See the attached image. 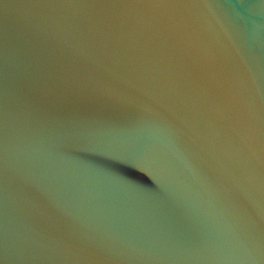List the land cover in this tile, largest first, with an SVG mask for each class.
Listing matches in <instances>:
<instances>
[{"label":"water","instance_id":"1","mask_svg":"<svg viewBox=\"0 0 264 264\" xmlns=\"http://www.w3.org/2000/svg\"><path fill=\"white\" fill-rule=\"evenodd\" d=\"M95 2L0 0V264H264V0Z\"/></svg>","mask_w":264,"mask_h":264},{"label":"snow or ice","instance_id":"2","mask_svg":"<svg viewBox=\"0 0 264 264\" xmlns=\"http://www.w3.org/2000/svg\"><path fill=\"white\" fill-rule=\"evenodd\" d=\"M157 2V0H96V4H101V5H111V6H119L123 4H129V3H153ZM162 2V0H160ZM34 6L41 7V6H64V5H57V4H34Z\"/></svg>","mask_w":264,"mask_h":264}]
</instances>
